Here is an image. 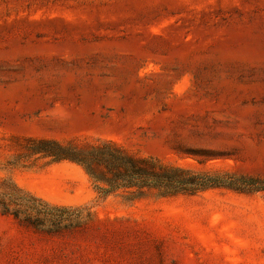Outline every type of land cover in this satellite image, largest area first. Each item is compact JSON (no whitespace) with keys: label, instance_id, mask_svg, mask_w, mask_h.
I'll use <instances>...</instances> for the list:
<instances>
[{"label":"rangeland","instance_id":"rangeland-1","mask_svg":"<svg viewBox=\"0 0 264 264\" xmlns=\"http://www.w3.org/2000/svg\"><path fill=\"white\" fill-rule=\"evenodd\" d=\"M13 137L263 179L264 0H0V182L95 217L47 235L0 216V264H264V192L100 199L70 163L4 170Z\"/></svg>","mask_w":264,"mask_h":264},{"label":"trees","instance_id":"trees-1","mask_svg":"<svg viewBox=\"0 0 264 264\" xmlns=\"http://www.w3.org/2000/svg\"><path fill=\"white\" fill-rule=\"evenodd\" d=\"M15 153L4 164V170L48 167L70 163L79 167L90 180L98 198L124 194L130 200L148 195L157 198L192 197L209 190H227L254 195L264 192V178L233 173L195 172L163 163L150 156H137L105 139H54L13 137ZM204 161L199 154L187 153ZM0 216L47 235L82 229L95 217L87 207L49 204L19 189L11 179L0 182Z\"/></svg>","mask_w":264,"mask_h":264}]
</instances>
